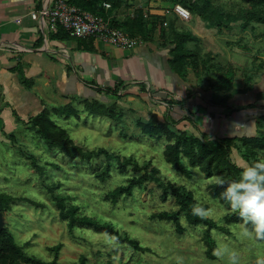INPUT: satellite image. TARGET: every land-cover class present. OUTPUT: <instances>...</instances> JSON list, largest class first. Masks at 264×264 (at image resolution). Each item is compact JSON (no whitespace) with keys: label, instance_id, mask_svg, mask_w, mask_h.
Returning <instances> with one entry per match:
<instances>
[{"label":"rangeland","instance_id":"1","mask_svg":"<svg viewBox=\"0 0 264 264\" xmlns=\"http://www.w3.org/2000/svg\"><path fill=\"white\" fill-rule=\"evenodd\" d=\"M197 1H206L223 15L235 17L232 22H221L218 28L219 32L225 31V45L230 49L228 54L224 52L227 63H212L215 58H210L212 70L202 68L200 80L216 86L220 74L232 71L235 86L243 85L247 77L253 86L251 92L264 95V25L245 15L249 4L243 0ZM261 8L264 6L258 7ZM256 105L259 107L254 111L264 115V100ZM121 107L120 122L78 109L76 117L65 119L50 113L49 118L84 151L103 148L115 155L132 156L138 165L149 161L164 181L190 191L196 204L205 208V217L224 225L223 217L231 210L208 193L209 185L218 177L207 178L199 168L189 167L185 159L182 163L190 170V177L173 170L163 158L165 138L143 134L136 125L140 119L131 108ZM245 108L246 105L241 106L238 112L246 119H253V114L245 113L248 112ZM15 123L11 133L0 135V193L15 199L9 210L0 211V216L1 227L10 232L28 257L39 262L24 264H227L233 253L236 264H264V242L245 237L242 222L226 225L228 234L210 230L215 258L209 259L202 241L204 226L189 225L180 214L183 232L179 233L171 221L151 216L178 210L173 198L161 201V190L156 183L145 182L111 202L108 193L137 175L130 166L120 168L116 159H112L107 176L101 179L99 172L106 164L103 156L82 159L79 155H64L49 146L30 119ZM242 153L233 148L228 156L234 165L241 163L238 165L241 169L248 165L242 160ZM261 155L264 150L259 151L257 158ZM52 195L65 197L68 206H76L77 216L112 225L121 236L135 240L140 249L86 226L69 229ZM56 246H59L57 252Z\"/></svg>","mask_w":264,"mask_h":264},{"label":"crops","instance_id":"2","mask_svg":"<svg viewBox=\"0 0 264 264\" xmlns=\"http://www.w3.org/2000/svg\"><path fill=\"white\" fill-rule=\"evenodd\" d=\"M53 1L0 0V135L11 133L16 120L27 121L44 109L71 104L84 111L85 100L131 108L142 121L154 116L160 122H174L176 129L198 138L255 133V119L244 118L238 110L260 102L256 101L259 91L225 99L229 92L200 80L201 64L197 72L186 67L183 77L168 66L172 26L191 32L197 42H188L186 47L196 50L199 60L205 55L214 57L212 63H227L224 52L230 49L225 45V31L219 32L195 14L189 21L180 20L170 0H129L104 11L121 23L142 10L144 16L157 18L158 25L150 40H142L133 49H120L94 38L77 41L60 29H51L40 12ZM17 65L29 87L11 71ZM235 82L233 90H242L243 85L235 86ZM256 107H246L245 113L262 115L254 111Z\"/></svg>","mask_w":264,"mask_h":264},{"label":"trees","instance_id":"3","mask_svg":"<svg viewBox=\"0 0 264 264\" xmlns=\"http://www.w3.org/2000/svg\"><path fill=\"white\" fill-rule=\"evenodd\" d=\"M129 0H68L70 5H73L81 10L90 12L95 15L109 18L105 13L103 6L108 4L111 6H118L121 3L127 4ZM174 4H179L182 7L188 9L192 15L194 13L202 21L215 28L221 27V22H232L235 17L232 18L227 15H223L219 9L212 7L210 3L204 1L199 3L197 0H171ZM249 4V8L245 11V15L254 18L257 23L264 25V9H258V7L264 6V0H243ZM110 19V25L115 28H119L131 36H139L143 41L150 40L157 25V18H146L143 15L142 10H136L133 17L127 18L124 22L119 23L116 20ZM147 21V23H146ZM171 25V24H170ZM60 29V28H59ZM63 31L62 29H60ZM171 43L173 47L169 50L170 59H168V66L171 72L177 74L179 77H183L186 67L190 66L194 72H197L199 64L205 71L211 70L210 61L208 55H205L204 59L198 60V53L196 50H191L186 47L188 42H197V39L189 31H178L172 26ZM64 32V31H63ZM66 34V33H65ZM67 35V34H66ZM85 40V39H77ZM12 72L16 73L19 82L24 87H29L30 82L26 79L23 74L20 65L15 66L11 69ZM233 81L232 71H227L218 76L215 90L227 91L228 97H232L233 94H242L245 90L252 91L253 86L249 84L247 77L243 80L242 90H233L231 87ZM108 93H115L116 91L107 89ZM224 101V99H221ZM264 100V95L258 93L256 101ZM255 101V102H256ZM256 103L249 104L248 108H253ZM84 110L91 116H105L116 122L121 120V112L118 110L116 104L105 105L101 102L91 100L83 101ZM53 113L57 116H62L65 119L69 117H76L77 110L72 107L71 104H67L63 107L52 108L50 110L44 109L38 115L31 118V122L35 131L44 139L47 140L49 146L60 150L64 155L75 157L79 155L82 159H88L91 157L103 156L106 161L104 167L100 170L99 176L101 179L106 177L109 171V162L112 159H116L120 168L130 166L134 173L137 175L131 176L127 184L117 186L111 192L108 193V198L111 202H115L118 196L128 195L131 193L134 187H139L145 182H154L157 187L161 190V201L165 202L168 197L174 199L175 204L178 206V210L171 212H159L151 215L153 218L159 220L171 221L176 231L181 233L183 228L179 222V215L182 214L185 221L189 225H202L204 226V232L202 241L206 247V255L209 259H214L215 256L213 251L215 249V243L210 236V230L214 229L221 233L228 234L226 225L233 223H241L240 219L232 211L228 212L224 217V225L215 223L212 219L205 217L203 214H194L193 207L198 206L203 211L204 207L196 204L193 195L190 191L186 190L183 186L175 185L169 181H164L160 177L159 170L154 167L149 161L143 162L142 165H138L136 160L132 156H119L109 153L107 150L100 148L98 150L84 151L82 147L74 144L68 137L67 132L58 127L49 118V114ZM255 119L256 131L253 135L243 136H220L217 139L210 140L206 138H198L193 135H188L185 132L178 130L174 127V122L163 121L160 122L155 119L154 116H150L149 120L142 121L137 120L136 125L140 128L141 132L145 135L153 137L163 136L166 140V145L163 150V158L167 164L171 166L173 170L190 177V170L186 168L182 160L188 161L189 167L199 168L201 173L205 174L207 178L218 177L216 181L208 187V193L213 198L223 203L220 200V193L224 190L223 186L219 183V180L223 179L230 181L238 178V173L241 168L234 165L229 159V154L233 148L237 151H243L242 160L246 163H250L257 159L259 151L264 150V115H257L253 117ZM49 192L52 190L48 189ZM52 199L55 202L59 210V215L66 219L67 227L72 229L74 226H86L92 228L99 233H105L115 236L121 240H124L132 248L139 250L135 240L129 239L126 236H121L114 227L108 223H99L98 221L89 218L77 216L78 208L76 206H68L65 202V197L52 195ZM15 199L13 196L0 193V211L9 210L10 204ZM258 242H264V239L254 238ZM59 246H56L54 250L57 252ZM26 262L39 263L32 257H28L18 246L13 236L6 228L0 229V264H24Z\"/></svg>","mask_w":264,"mask_h":264},{"label":"built area","instance_id":"4","mask_svg":"<svg viewBox=\"0 0 264 264\" xmlns=\"http://www.w3.org/2000/svg\"><path fill=\"white\" fill-rule=\"evenodd\" d=\"M103 6L109 7L108 4ZM172 10L182 21H189L192 16L188 9L179 4L174 5ZM40 15L46 19L51 29L60 28L73 39L94 38L120 49H133L142 43L139 36H131L119 28L112 27L108 17L81 10L70 5L68 0H54ZM31 18L36 19V14L32 13Z\"/></svg>","mask_w":264,"mask_h":264},{"label":"clouds","instance_id":"5","mask_svg":"<svg viewBox=\"0 0 264 264\" xmlns=\"http://www.w3.org/2000/svg\"><path fill=\"white\" fill-rule=\"evenodd\" d=\"M219 183L224 189L220 200L242 221L244 236L264 239V155L242 168L238 178ZM193 213L202 215L203 210L194 206ZM227 264H236L235 253Z\"/></svg>","mask_w":264,"mask_h":264},{"label":"water","instance_id":"6","mask_svg":"<svg viewBox=\"0 0 264 264\" xmlns=\"http://www.w3.org/2000/svg\"><path fill=\"white\" fill-rule=\"evenodd\" d=\"M1 215V214H0ZM2 227H1V216H0V229H1Z\"/></svg>","mask_w":264,"mask_h":264},{"label":"bare ground","instance_id":"7","mask_svg":"<svg viewBox=\"0 0 264 264\" xmlns=\"http://www.w3.org/2000/svg\"><path fill=\"white\" fill-rule=\"evenodd\" d=\"M78 41V40H77ZM85 41V40H84ZM83 42V41H82ZM84 44H85V42H84ZM92 45V44H91ZM87 48H88V46H87ZM114 104V103H113ZM111 106V105H110ZM71 161V160H70Z\"/></svg>","mask_w":264,"mask_h":264}]
</instances>
